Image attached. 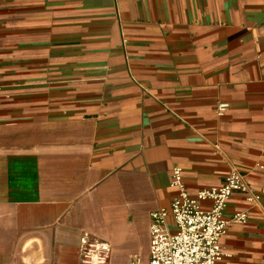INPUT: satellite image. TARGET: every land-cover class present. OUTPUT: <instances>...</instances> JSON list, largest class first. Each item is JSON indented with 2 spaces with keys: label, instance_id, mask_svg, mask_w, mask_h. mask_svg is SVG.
Instances as JSON below:
<instances>
[{
  "label": "crops",
  "instance_id": "obj_1",
  "mask_svg": "<svg viewBox=\"0 0 264 264\" xmlns=\"http://www.w3.org/2000/svg\"><path fill=\"white\" fill-rule=\"evenodd\" d=\"M175 167L245 175L219 242L264 264V0H0V264H80L83 234L148 264Z\"/></svg>",
  "mask_w": 264,
  "mask_h": 264
},
{
  "label": "built area",
  "instance_id": "obj_2",
  "mask_svg": "<svg viewBox=\"0 0 264 264\" xmlns=\"http://www.w3.org/2000/svg\"><path fill=\"white\" fill-rule=\"evenodd\" d=\"M228 104L216 103L218 116L224 115ZM170 186L176 189L168 209L161 208L150 213L148 264H224L228 255L219 239L230 222L245 223L247 214L237 211L224 217V208L234 192L244 194L249 203L257 200L247 183L245 175L230 168L218 187L203 188L189 195L182 180L181 170L175 167L171 173ZM203 201L210 206L201 207ZM171 218L175 231L167 228ZM111 246L105 241L87 234L80 237V264H108ZM129 264H139L138 259Z\"/></svg>",
  "mask_w": 264,
  "mask_h": 264
}]
</instances>
